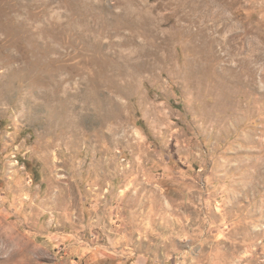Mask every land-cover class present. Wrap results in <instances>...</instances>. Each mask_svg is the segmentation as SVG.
I'll list each match as a JSON object with an SVG mask.
<instances>
[{
  "label": "rangeland",
  "instance_id": "374dc122",
  "mask_svg": "<svg viewBox=\"0 0 264 264\" xmlns=\"http://www.w3.org/2000/svg\"><path fill=\"white\" fill-rule=\"evenodd\" d=\"M0 264H264V0H0Z\"/></svg>",
  "mask_w": 264,
  "mask_h": 264
}]
</instances>
